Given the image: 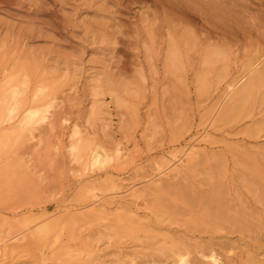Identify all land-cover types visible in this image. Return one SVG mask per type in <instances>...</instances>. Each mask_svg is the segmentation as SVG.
<instances>
[{"label": "rangeland", "instance_id": "obj_1", "mask_svg": "<svg viewBox=\"0 0 264 264\" xmlns=\"http://www.w3.org/2000/svg\"><path fill=\"white\" fill-rule=\"evenodd\" d=\"M168 37L183 63L173 75L163 68ZM205 50L226 55V83L262 59L264 74V0H0V72L23 67L29 97L53 86L54 105L34 139L25 132L0 147V234L15 216L73 211L55 217L70 220L48 237L29 233L0 249V264H148L170 241L191 252L190 264H204L206 250L220 264H264V82L252 103L217 119L192 172L171 173L153 197L84 215L81 189L141 191L153 162L200 139L224 87L213 78L209 93H197ZM74 126L90 147H119L120 161L97 170L71 162Z\"/></svg>", "mask_w": 264, "mask_h": 264}, {"label": "bare ground", "instance_id": "obj_2", "mask_svg": "<svg viewBox=\"0 0 264 264\" xmlns=\"http://www.w3.org/2000/svg\"><path fill=\"white\" fill-rule=\"evenodd\" d=\"M149 41L150 43L148 44V49H147L148 51L149 49L153 50L151 38H149ZM180 54H181L180 43L179 42L176 43L174 39L168 37L167 44L165 45V49L163 52V68L165 69L166 73L173 75L179 72L181 69H183L182 68L183 63H181ZM262 60L256 61L255 63L252 62L253 64L248 65V67L245 66V69L241 70V73L237 75V78H235L230 82H228L227 80L226 83V79L228 75V69H227L228 64H225L226 55L218 53L216 52V50L214 51L205 50L200 61V68H201L200 75L197 77L195 76L196 78L194 79L197 93L198 94L209 93V89H211L210 84L213 78H214L213 86L215 89L220 83H223L224 87L222 90V94L219 96L220 102L216 105V109H215V111L218 110V112L215 115V113L211 111L214 114H212V116L209 117L208 122L205 123L204 126H202L199 137L200 139L198 140L197 138L196 139L192 138L190 139L189 143L187 142L188 144L186 143L187 145H185L181 151L178 150L177 152H175L176 151L175 150L174 152L167 153L164 159L153 162V164H151V170H149L150 171L149 175L147 174L146 177H144V182L148 183L149 185L146 186L145 188H142L141 191L135 190V185L133 184L121 186L119 184H116L115 182H110V187H107L110 190L106 193L109 194L103 192L100 194L99 192L101 190L97 192L98 193L97 194L96 193L97 188L95 186H87L84 189H81L82 190L81 192L84 193L83 195L86 194L85 197L87 196V198L89 199L88 204L84 202L85 203L84 205H87L86 212L85 213L83 212L84 215L87 213H90L89 215L93 213L103 214L107 210L106 207L110 204L109 202H114L115 200H117V198L119 199V201L124 199H130L131 202L135 204L142 199V196L147 195L153 197L154 194H157L156 193L157 187L159 186L158 183L163 179L168 178L171 175V173H176L180 177L181 175L180 173L183 170H189V172H192L194 170L193 164L199 157V151H197L198 147L200 143H204V144L208 143L209 130L218 121L217 119H219L220 117L232 118L245 106L249 105L255 100L256 97L255 95L261 89L264 82L263 80L264 74H261L259 72L260 71L259 67L262 63ZM219 63L222 64L223 67L221 70L218 71L216 70L217 69L216 64L218 65ZM30 84L31 82L29 80V76L23 67H19L15 71L14 70L8 71L6 68H4L2 72H0V127L5 126L2 129V133L0 134V147L4 145V142L12 141L17 137H20L25 132L30 133L32 139H34V136L31 133H33V131L35 130V126L49 124L54 105H53V100H49L48 96L49 93H51V90H53V86L38 84L35 87L33 94L31 95L32 97H29ZM81 134L82 133L80 129L77 126H74L71 137L75 139L74 140L75 143L72 144L70 147L68 146L69 147L68 153L71 158V159L69 158V160H72L71 162L81 166L84 170L86 169V167L92 170L93 169L95 170L96 168L97 170L99 167L102 166L106 167L105 165L107 164L110 163L115 164L116 162L120 161L122 153L119 147L115 149L113 155H109L101 145H95L90 147L89 144L83 141ZM18 169H21V166L18 167ZM105 197L108 198L109 200H107ZM69 209H65V210L62 209L61 211H63L64 214H69L73 212ZM77 210L79 209L77 208ZM61 211H57L56 209L46 213L44 211L45 214L43 216L40 215L38 219L37 218L34 219V217L32 218L30 216L28 217L23 216V218L19 217L21 218L19 219L18 216H15L14 220L5 223L7 224L5 230V236H2L3 234L2 235L0 234V249H3L8 245H14L22 242L23 240H25V236L28 235L29 233L31 234L38 233V235L39 234L40 236L43 235V237L47 236V234H50L49 232L55 230L53 229V227L56 225V223H58V220H60V218H58L57 220L55 217L59 214L61 215L62 218ZM81 213L79 214L82 216L83 214ZM59 215L58 217H60ZM128 217L133 218L131 216ZM76 218H78V216ZM54 219H56L57 221ZM63 219L65 220L64 217ZM67 219L70 220V218L68 217ZM75 220L77 221V219ZM78 220H82V219L78 218ZM127 220L129 219H126V221ZM130 221L131 219L129 220V222ZM118 222L121 223L122 220L121 221L118 220ZM133 222L134 221H132V223ZM132 223L130 225H132ZM127 224L124 225L128 227ZM133 224L135 226V223ZM138 226H140L139 222H138ZM51 229L52 231H50ZM127 229L128 228H126V230ZM128 230H132V228ZM37 238L34 239L37 240ZM47 239H44V242L45 241L47 242ZM41 240L39 239V241ZM169 244L170 247L168 249L164 248L165 247L164 246L160 252L158 251L160 255H162V259H159L161 258L159 257L158 260H153L148 264H190L189 256L191 252L189 250L188 252L187 250H184L183 247H182L183 249L177 247L178 246L177 244H176L177 246H175V244L173 245L172 241H170ZM212 251L213 250L211 251L206 250V252H208L207 255L203 251L201 252L203 253V255L201 254V256L204 259V264L221 263L219 260V256ZM84 264H89V263L86 262Z\"/></svg>", "mask_w": 264, "mask_h": 264}]
</instances>
